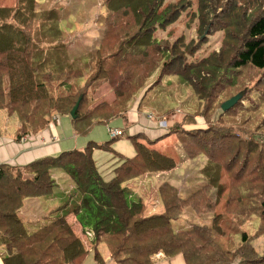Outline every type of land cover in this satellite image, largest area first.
I'll return each instance as SVG.
<instances>
[{
  "label": "trees",
  "instance_id": "1",
  "mask_svg": "<svg viewBox=\"0 0 264 264\" xmlns=\"http://www.w3.org/2000/svg\"><path fill=\"white\" fill-rule=\"evenodd\" d=\"M104 2L103 11L109 13L103 16L106 29H114V33L102 38L92 66L74 64L70 58L61 41L63 29L56 8H45L42 0H17L15 6H0V110L16 114L18 139L46 128L53 121L52 112L69 115L76 131L85 132L96 123L126 119L139 98V109L150 108L157 121L181 111L182 121L169 127V135L185 144L191 158L207 156L200 171L204 183L187 197L171 183H160L156 191L163 209L152 211L146 198L138 196L137 179L173 169L174 159L137 145L132 157L113 155L117 164L112 179L106 181L93 151H113L109 142L90 143L27 167H4L0 170V251L4 263L83 264L89 250L67 222L66 216L72 212L86 228L84 233L94 234L91 250L97 264L108 262L100 246L108 239L104 251L110 254L112 236L118 240L112 249L115 264H152L160 252L167 256L182 253L187 264H264V252L258 253L254 246V239L262 233H251L243 226L254 216L262 218L263 148L260 158H254L256 144L232 138L230 127L220 122L224 113L241 101L239 93L220 103L221 119L215 120L214 115L224 80L236 78L230 74L247 67L264 71V0H197L192 17L196 23L187 28L201 36L223 32V46L218 49L207 45L206 38L202 44H193L192 35L183 34L179 21L192 7L187 0L175 4L170 0ZM108 42L117 46L102 48ZM104 51L107 53L101 54ZM156 54L164 58L161 66H157L161 58L152 59ZM171 67L174 72L166 71ZM75 78L84 81L78 91L72 90ZM103 81L116 86L118 92L124 86H136L138 95L130 99L131 94L117 114L83 111L87 90ZM120 94L126 93L120 92L116 99ZM234 97H238L236 102L224 110L223 104ZM31 119L35 125L39 120L45 125L32 130L28 128ZM131 139L136 142L137 137ZM54 169L62 170L75 185L64 201L68 209L56 211L42 227L29 229L19 216L23 201L52 191ZM186 208L193 214L191 223L177 227L174 221ZM206 214L211 215L210 223L201 217Z\"/></svg>",
  "mask_w": 264,
  "mask_h": 264
},
{
  "label": "rangeland",
  "instance_id": "2",
  "mask_svg": "<svg viewBox=\"0 0 264 264\" xmlns=\"http://www.w3.org/2000/svg\"><path fill=\"white\" fill-rule=\"evenodd\" d=\"M46 5L45 8H56L60 15L61 19V41L64 43V46L70 55V58L74 61V64L77 65H85L88 64L92 66V59L93 54L96 52L99 46H102L100 43L102 38L106 37L107 34L113 36V30H109L106 25V19L103 16L109 14L108 11H103L102 4L104 0H42ZM179 0H170V3L173 4L178 3ZM192 5L191 8L187 9L186 12L182 13L183 19L181 22V26L183 28V34H189L193 37V44H202L204 38H206V44L210 45L213 48L218 49L219 47L223 46L224 36L223 32L210 34H203L201 36L200 33L193 34L187 27L189 24L194 22L192 20L194 8L197 7V0H187ZM17 0H0V6H15ZM105 3V2H104ZM221 13V11H218ZM102 14V15H101ZM182 18V17H181ZM196 23V21L193 23ZM180 24V23H179ZM36 26L37 23L34 22L33 26ZM168 28V27H167ZM166 28V29H167ZM37 30V27L35 28ZM168 30V29H167ZM165 30V31H167ZM171 29H169L170 31ZM121 32V31H120ZM119 33V32H118ZM125 35V33H124ZM123 35V36H124ZM186 42L190 41L185 39ZM227 43V40L225 41ZM110 45L112 48L116 47L117 45H113V42H108L103 44V47H108ZM99 52V51H98ZM106 54L107 52H101V54ZM103 54V55H104ZM161 54H156L152 56V59L158 58L160 59ZM80 58H83L82 60ZM149 59V58H147ZM163 57L158 61L157 66H161L163 61ZM76 66V65H75ZM163 68V67H161ZM173 71L174 67L166 71ZM174 72V71H173ZM234 75L236 78H233L231 81L224 80L221 90L217 93L218 100L214 103V115L215 120L222 117V111L219 108V105L225 99H228L230 96L239 93L241 95V101H239L234 108L230 109L229 111L225 112V119L220 121L221 123L225 124L226 126L230 127V134L232 138L249 142L250 140L256 144L257 148H252L253 150V157L260 158L261 153H264V71L257 70L251 67H247L241 69ZM73 82V89L77 91L80 89L81 85L84 84L83 80H78L77 78L74 79ZM80 82V83H77ZM99 85L94 86L92 89L87 90L88 94V101L86 106H83V111L86 110H93L97 109V114H105V113H112L117 114L126 106L130 100V95L132 94L131 98L136 97L138 95V89L136 86L127 85L121 88L120 92H125L126 94L122 95L120 99H116L118 90L116 86L112 84H108V82L103 81L98 83ZM92 86V85H91ZM84 88V87H83ZM135 88V94H133V90ZM6 111V110H4ZM3 109L0 112V126L3 131L8 130L11 127L9 123V119L6 117L5 112ZM54 114L59 116V120L61 123L58 124V129L62 132V136L64 133L66 135H73V129L75 131V136L72 137L74 142L78 140L77 149L86 147L90 143L103 144L109 142L111 147L115 152L125 154L127 157H132L137 152V145L142 146L146 151L152 152L156 151L161 154L167 155L168 157L174 159L175 167L173 169L164 170L161 172H150L146 173L143 177H139L137 179V183L139 181L140 189L137 191L139 194L138 196H142L146 198L147 205L149 209L152 211L162 210L163 205L159 197L157 196V189L159 184L162 182H171L172 184L176 185L177 187L183 190L181 193L183 196H188L190 193L189 191H194L202 186L204 183V177L201 175L200 171L201 168L204 166L205 162L208 160L205 154H201L195 158H191L193 155L189 154L186 150L185 144L180 142L176 135H169L158 141H154V143L150 140V137H145L140 135L137 137L136 142L133 141L131 138L127 137V134H130L129 126L126 127L123 120L120 118L114 119L111 122L107 123H96L92 125L89 130L85 132H81L79 130L76 131V128L72 122V118L66 114H59L58 112H52L51 115ZM12 116H16V114H12ZM53 116V117H54ZM92 116V114H91ZM176 116V120L179 118V115ZM173 116L171 115L170 118L163 121L164 128L170 123L173 122ZM95 119V115L92 116ZM15 118V117H13ZM13 122L16 124L15 119ZM203 119L200 118V122ZM39 123L37 125L33 124V119L30 121L32 130L38 129L43 127L44 125ZM108 128H120L124 132V135L119 136L113 140H111V136L109 134ZM80 141L83 144H80ZM76 147V146H75ZM263 148V151L260 150ZM71 149V148H69ZM73 149V148H72ZM190 151V145H189ZM115 152L110 150H103L100 148H95L93 151V157L95 159L96 165L98 167V171L102 175V177L109 181L112 179L114 173L113 168L116 166L117 158L113 156ZM262 158V157H261ZM264 170V166H263ZM171 171V172H170ZM163 173V174H162ZM264 173V171H263ZM155 174H161L154 176ZM251 174V173H250ZM148 175L150 177L148 178ZM151 176H154V179H150ZM189 208L184 209V214L181 218L177 219L175 225L178 226H188L191 223V219L193 214L191 211H188ZM262 211V218L254 216L245 222L243 226L250 230L249 232L254 234H259L258 237L254 239V246L258 253L264 252V207L261 206ZM187 215V217H186ZM206 221L208 223L211 222V215L206 214ZM197 221H201V218H196ZM262 222V223H261ZM261 223L262 230H259ZM260 227V229H261ZM259 230V231H258ZM82 236L85 239H88L84 232H82ZM113 240L114 246H117L118 240L116 236H112L110 238ZM149 241H155L152 238H146ZM152 239V240H151ZM108 239H105L107 242ZM109 241V240H108ZM86 241L84 240V243ZM89 244L86 242L87 248L90 250L87 255L86 259L88 264H96L94 259V252L91 250L90 241ZM104 242V241H103ZM101 244L100 251L104 254L105 251V243ZM112 245V244H111ZM111 253L109 254V258L107 259V264H115L116 261L113 260L112 257V249ZM136 252V251H135Z\"/></svg>",
  "mask_w": 264,
  "mask_h": 264
},
{
  "label": "crops",
  "instance_id": "3",
  "mask_svg": "<svg viewBox=\"0 0 264 264\" xmlns=\"http://www.w3.org/2000/svg\"><path fill=\"white\" fill-rule=\"evenodd\" d=\"M139 101L140 98L130 108L127 113L126 119L120 118L123 120L126 127L129 126L130 134H127V137L129 138H131V136L139 137L140 135H145L146 137L149 135V141L153 140L152 142L154 143V141L156 142L159 139L169 136V127H171L174 123L182 121L183 114L181 113V111L170 113L162 121H157L156 115L153 110H151L150 108H145L143 110L139 109ZM4 112L6 117L10 121L9 123L11 124V127L8 130L3 131L0 126V170L4 167H27L28 165L40 159L55 157L62 152L72 150V148L77 149V146L79 144L78 140H75L74 142L72 138L75 136L74 129L73 135H66L64 133V136H62V132H60L58 129V124L61 123L60 120L58 123L51 122L52 124L50 123L46 128L37 133L27 134L18 139L17 136L20 123L17 117L8 115L6 111ZM177 113L179 115V118L176 120L177 117L173 115H177ZM171 115L173 116V122L170 123V125H167L166 128H164L163 121H168ZM12 119H15L16 124ZM80 144H83V141L82 143L80 141ZM113 152L115 151L113 150ZM118 154L127 157L125 154ZM134 155H136V153ZM157 175L161 174H155L154 176ZM52 176L55 179V185L52 187V191L49 194L40 197H29L24 199L23 201V205L19 211V216L20 218H22L25 225L29 229L34 230L42 227L50 220V217H53L56 214V211H63L65 209H68L69 205H64V201L72 195V192H74L75 189V185L73 182H71L68 175L63 173V171L60 169L52 170ZM154 176H151L150 179H154ZM149 177L150 175H148V178ZM178 189L180 190V192L183 191L180 186L178 187ZM191 192L193 191L190 190L189 193ZM66 219L69 225L74 230L75 234L80 237L83 242L85 240L87 244H89L88 241H90L91 244L90 239H85L82 236V232H84L86 228H84L79 223L77 216L71 212L66 216ZM86 242L84 243L85 246ZM86 249L89 250L87 246ZM104 255L105 261H107V259L109 258L108 252L105 251ZM85 259L86 257L84 258L83 264H88L87 260L85 261ZM0 264H5L1 251ZM105 264H107V262ZM152 264H187V262L182 253L167 256L163 252H160L154 256Z\"/></svg>",
  "mask_w": 264,
  "mask_h": 264
},
{
  "label": "built area",
  "instance_id": "4",
  "mask_svg": "<svg viewBox=\"0 0 264 264\" xmlns=\"http://www.w3.org/2000/svg\"><path fill=\"white\" fill-rule=\"evenodd\" d=\"M59 122V116L58 115H55L53 117V121L52 123H58ZM51 123V124H52ZM109 134L112 138H117L119 136H122L124 135V132L120 129H116V128H109ZM85 235L87 236L88 239H92L94 237V234L92 231H87L85 232Z\"/></svg>",
  "mask_w": 264,
  "mask_h": 264
},
{
  "label": "water",
  "instance_id": "5",
  "mask_svg": "<svg viewBox=\"0 0 264 264\" xmlns=\"http://www.w3.org/2000/svg\"><path fill=\"white\" fill-rule=\"evenodd\" d=\"M237 99H238V97H234V98L228 100L226 103L223 104L222 108L224 110L228 109L231 105H233L236 102ZM78 105H79V102L72 109V111H71V116L72 117H75L76 111L78 109Z\"/></svg>",
  "mask_w": 264,
  "mask_h": 264
},
{
  "label": "clouds",
  "instance_id": "6",
  "mask_svg": "<svg viewBox=\"0 0 264 264\" xmlns=\"http://www.w3.org/2000/svg\"><path fill=\"white\" fill-rule=\"evenodd\" d=\"M51 122H52V121H51ZM51 122H50V123H51Z\"/></svg>",
  "mask_w": 264,
  "mask_h": 264
}]
</instances>
